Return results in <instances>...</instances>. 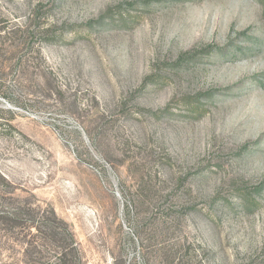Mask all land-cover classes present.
I'll return each instance as SVG.
<instances>
[{"label": "rangeland", "instance_id": "obj_1", "mask_svg": "<svg viewBox=\"0 0 264 264\" xmlns=\"http://www.w3.org/2000/svg\"><path fill=\"white\" fill-rule=\"evenodd\" d=\"M21 203L84 264H264V0H0V216ZM5 225L0 264L55 257Z\"/></svg>", "mask_w": 264, "mask_h": 264}, {"label": "trees", "instance_id": "obj_2", "mask_svg": "<svg viewBox=\"0 0 264 264\" xmlns=\"http://www.w3.org/2000/svg\"><path fill=\"white\" fill-rule=\"evenodd\" d=\"M15 211L13 213L15 217H8L5 213L0 216L1 221L6 224L5 230L13 232L15 229H30L31 231L35 228L41 246L49 247L56 254L52 259L38 258L25 261L23 264H84L73 232L65 221L57 216L54 209L44 210L41 206L33 209L28 203H21V207ZM26 215L29 216L27 218H30L31 222L27 223V219H23ZM29 246V252H38L35 243L30 242Z\"/></svg>", "mask_w": 264, "mask_h": 264}]
</instances>
